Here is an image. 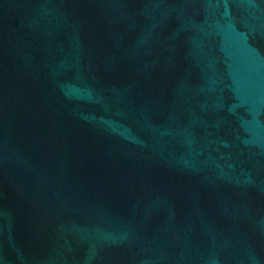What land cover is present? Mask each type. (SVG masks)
I'll return each mask as SVG.
<instances>
[{"label": "water", "instance_id": "95a60500", "mask_svg": "<svg viewBox=\"0 0 264 264\" xmlns=\"http://www.w3.org/2000/svg\"><path fill=\"white\" fill-rule=\"evenodd\" d=\"M0 264H264V0H0Z\"/></svg>", "mask_w": 264, "mask_h": 264}]
</instances>
